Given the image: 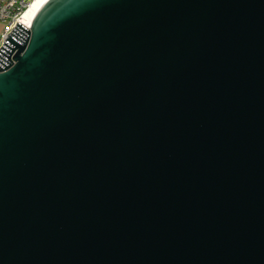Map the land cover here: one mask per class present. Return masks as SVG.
<instances>
[{
    "label": "water",
    "instance_id": "95a60500",
    "mask_svg": "<svg viewBox=\"0 0 264 264\" xmlns=\"http://www.w3.org/2000/svg\"><path fill=\"white\" fill-rule=\"evenodd\" d=\"M0 264H264V0H48L19 22Z\"/></svg>",
    "mask_w": 264,
    "mask_h": 264
},
{
    "label": "built area",
    "instance_id": "2783aa9c",
    "mask_svg": "<svg viewBox=\"0 0 264 264\" xmlns=\"http://www.w3.org/2000/svg\"><path fill=\"white\" fill-rule=\"evenodd\" d=\"M33 2L34 0H0V21L5 24L0 46L19 22L24 24L25 14Z\"/></svg>",
    "mask_w": 264,
    "mask_h": 264
},
{
    "label": "bare ground",
    "instance_id": "6f19581e",
    "mask_svg": "<svg viewBox=\"0 0 264 264\" xmlns=\"http://www.w3.org/2000/svg\"><path fill=\"white\" fill-rule=\"evenodd\" d=\"M48 0H34L30 8L27 10L24 18V24L30 26L39 10L46 4Z\"/></svg>",
    "mask_w": 264,
    "mask_h": 264
},
{
    "label": "crops",
    "instance_id": "0c3cea01",
    "mask_svg": "<svg viewBox=\"0 0 264 264\" xmlns=\"http://www.w3.org/2000/svg\"><path fill=\"white\" fill-rule=\"evenodd\" d=\"M4 28H5V24L0 21V42H1V37L4 31Z\"/></svg>",
    "mask_w": 264,
    "mask_h": 264
}]
</instances>
